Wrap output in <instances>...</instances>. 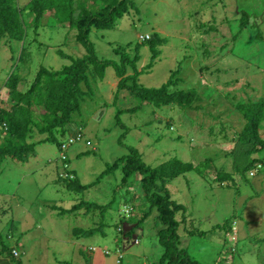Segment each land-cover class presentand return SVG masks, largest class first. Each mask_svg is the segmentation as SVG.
<instances>
[{
	"label": "rangeland",
	"instance_id": "1",
	"mask_svg": "<svg viewBox=\"0 0 264 264\" xmlns=\"http://www.w3.org/2000/svg\"><path fill=\"white\" fill-rule=\"evenodd\" d=\"M132 1L113 28L91 30L97 56L119 61V49L126 47L131 58L140 54L136 63L143 70L136 80L140 86L159 88L174 76L177 84L172 90L195 89L201 99L193 107L141 102L129 86H117L119 77L109 66L73 115L70 125H78L84 135L70 146L67 159L61 157L60 145L43 142L28 162L0 160V246L15 248L20 243L24 264L157 262L163 254L158 211L149 214L141 175L122 183L121 168L105 173L135 147L152 166L173 157L196 164L212 157L219 170L232 174L233 180L220 183L214 174L203 178L190 172L170 183L173 197L188 207L194 227L204 231L191 235L186 231L189 224L181 223L180 246L204 264H234V259L235 264H264V163L244 173L236 167L237 140L247 122L237 104L249 99L264 102V0ZM28 2L18 0L20 6ZM27 32L25 42H14L11 51L9 46L0 48L1 106L8 97L6 80L15 70L26 77L22 89L30 85L40 66L62 67L60 50L86 53L68 26L44 24L37 31L32 24ZM146 33L164 38L165 43L156 47L160 51L156 58L149 42L140 40ZM176 70L180 72L174 74ZM100 110L105 111L101 120L95 116ZM68 125L57 134L60 142L68 137ZM259 156L264 157V152ZM247 158L243 165L252 162V157ZM67 170H73L78 183L90 187L83 192L69 190L58 181ZM83 201L111 204L104 214L84 205L71 211ZM54 205L70 210L59 213L62 210H53ZM144 215L138 234L128 236L135 219ZM225 221L236 230L214 229ZM24 224L28 243L26 234H21ZM75 228L97 230L75 237ZM233 233L238 235L236 243L230 239Z\"/></svg>",
	"mask_w": 264,
	"mask_h": 264
},
{
	"label": "trees",
	"instance_id": "2",
	"mask_svg": "<svg viewBox=\"0 0 264 264\" xmlns=\"http://www.w3.org/2000/svg\"><path fill=\"white\" fill-rule=\"evenodd\" d=\"M98 1L102 3L99 5ZM76 3H79V6L76 7ZM132 3V0H29L25 6H20L18 0H0V48L9 46L11 51L14 42H25L28 37L27 25L33 24L38 31L45 24L52 27H70L75 31L77 42L86 49V53L83 55L60 50L62 67L40 66L33 81L26 88L25 86L22 89L19 88L26 77L22 76L18 70L9 75L5 83L9 89L8 97L5 102L2 101V106L0 105V132L4 134L0 135L1 161L10 158L25 163L35 156L37 144L53 142L58 146L61 145L62 141L60 142L57 134L66 131L73 115L81 109L85 96H89V93L93 91L96 80L104 78L109 66L115 68L119 77L117 86H129L139 96L141 102L148 101L158 107L170 104L193 107L195 102L201 99L195 89L172 90V86L177 84V79L174 76L159 88L140 86L136 81L140 72L143 71H140L136 66L140 54L136 52L135 57L131 58L126 47L119 49V53H121L119 61L97 56L94 42L90 38L91 30L113 28L116 25V20L128 12ZM147 41L150 44L153 58H156L160 53L156 47L162 44V41L165 43L164 38L159 33H155ZM18 58L22 60V50ZM179 72L180 70H176L174 74ZM130 80H133V84L129 83ZM3 103L7 104L4 106ZM139 107L141 105L136 108ZM237 108L247 121L237 140L240 149L237 152L239 160L236 167L244 173L254 164L256 167H262L264 163V157L260 158L259 156L264 152V131L261 129L264 121V102L257 103L249 99L248 102H238ZM78 132L84 135L81 128ZM37 134L46 135V137L37 139ZM244 157H248L247 159L252 157V162L247 160L246 165H243ZM64 164L65 162H63ZM118 168H121L124 174L122 183L129 182V178L134 174L141 175L140 181L144 192L142 198L150 205L149 214L155 208L158 211L156 217L159 226L158 238L163 246V254L153 264H204L190 255L186 248L180 246L178 230L181 223L186 226L189 224L190 229L187 226L186 231L191 235L202 234L204 231L194 227V222L187 214L188 207L173 197L170 183L190 172H197L203 178L214 174L220 183L233 180V175L222 169L219 170L212 157L197 164L173 157L157 166H152L146 163L141 152L135 147H130L129 153L122 155L113 164H110L105 173H110ZM67 171L70 177L60 176L58 181L63 182L69 190L83 192L90 187V185L78 183L77 177L73 176V170ZM110 204L99 205L83 201L71 208V211L84 205L86 210H100L104 214ZM52 209L62 210L59 213L70 210L61 209L56 205L52 206ZM144 218L145 215L139 220L135 219L137 224L127 232L128 236L132 237L138 234V228H141L145 221ZM127 222L128 220H126ZM229 224L230 222L225 221L215 225L214 229H224L225 232L236 230L234 226L229 228ZM99 229L101 230L102 226ZM96 230L75 228L73 232L74 236L78 237L94 234ZM233 234L230 239L236 243L238 235ZM231 247L235 249L234 246L231 245ZM13 249L18 248L3 244L0 253L6 254L11 264H24L21 255L13 254ZM93 249L95 250V248ZM105 253L110 254V251L107 250ZM61 264L78 263L65 261Z\"/></svg>",
	"mask_w": 264,
	"mask_h": 264
},
{
	"label": "built area",
	"instance_id": "3",
	"mask_svg": "<svg viewBox=\"0 0 264 264\" xmlns=\"http://www.w3.org/2000/svg\"><path fill=\"white\" fill-rule=\"evenodd\" d=\"M151 38V36H150V34H145V35H141L140 36V40L141 41H147V40H149ZM83 138V135L80 133V132H78L77 134H76V136L74 135V136H68L64 141H62V144L60 145V153H61V157L63 158V159H67V151L69 150V148H70V146L73 144V143H75L76 141H79V140H81ZM67 174L65 175V176H63L62 174H60L61 175V177H70V175H69V172L68 171H65ZM73 177V176H72ZM13 254L15 255V256H19L20 255V251L18 250V249H14L13 250Z\"/></svg>",
	"mask_w": 264,
	"mask_h": 264
},
{
	"label": "crops",
	"instance_id": "4",
	"mask_svg": "<svg viewBox=\"0 0 264 264\" xmlns=\"http://www.w3.org/2000/svg\"><path fill=\"white\" fill-rule=\"evenodd\" d=\"M148 34V33H146ZM116 87V86H115ZM105 115V111H102L100 110L97 114H95V116H97L98 119L101 120V118H103ZM80 127H78V125L76 124H71L69 126V132H68V136H74L75 134H77V132L79 131ZM22 223V221H20ZM23 224V223H22ZM25 227L23 226V231L21 232L22 235H25L27 236V240H25V243H28V239H29V236H28V233H26V229H27V226L26 224H24ZM5 245V244H4ZM3 244L0 246V248H2ZM20 243L19 245L17 244L16 246H14L15 248H20ZM22 257V256H21ZM88 257L89 259L91 260V262H93V255H91L90 253H88ZM234 262H236V260L234 259ZM0 264H11V261L9 260V257L6 256V254H4L3 252L0 253Z\"/></svg>",
	"mask_w": 264,
	"mask_h": 264
}]
</instances>
